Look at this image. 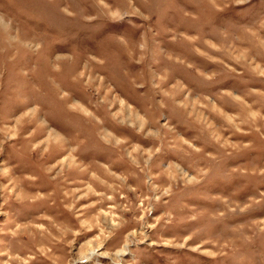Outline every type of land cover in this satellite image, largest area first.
Segmentation results:
<instances>
[{
  "label": "rangeland",
  "instance_id": "1",
  "mask_svg": "<svg viewBox=\"0 0 264 264\" xmlns=\"http://www.w3.org/2000/svg\"><path fill=\"white\" fill-rule=\"evenodd\" d=\"M0 264H264V0H0Z\"/></svg>",
  "mask_w": 264,
  "mask_h": 264
}]
</instances>
